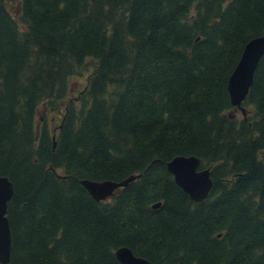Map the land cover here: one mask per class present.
I'll return each mask as SVG.
<instances>
[{"label":"trees","instance_id":"16d2710c","mask_svg":"<svg viewBox=\"0 0 264 264\" xmlns=\"http://www.w3.org/2000/svg\"><path fill=\"white\" fill-rule=\"evenodd\" d=\"M263 33L264 0H0L7 264H121L122 246L150 264H264V55L245 116L227 90ZM61 103L53 144L38 112ZM177 155L210 169L203 200L168 172ZM130 175L108 201L80 183Z\"/></svg>","mask_w":264,"mask_h":264},{"label":"water","instance_id":"95a60500","mask_svg":"<svg viewBox=\"0 0 264 264\" xmlns=\"http://www.w3.org/2000/svg\"><path fill=\"white\" fill-rule=\"evenodd\" d=\"M263 55L264 34L247 41L228 79L227 90L230 103L232 106L238 108L244 116L246 110L242 106V103L252 85L256 67ZM229 117L232 118L233 116L229 114ZM52 139L53 144H55V134H53ZM199 166L200 160L194 155H177L166 163V168L173 176L174 182L196 202L203 200L208 195L212 186L210 169H200ZM136 177V175H130L118 182L81 179L80 183L95 200L102 201L113 196L120 187H125ZM12 195L13 186L11 181L6 176L0 175V262L3 264H7L10 259L11 233L6 212L7 203ZM158 205L156 203L153 206L157 207ZM114 254L121 264H150L147 259L134 255L125 246L116 249Z\"/></svg>","mask_w":264,"mask_h":264},{"label":"rangeland","instance_id":"374dc122","mask_svg":"<svg viewBox=\"0 0 264 264\" xmlns=\"http://www.w3.org/2000/svg\"><path fill=\"white\" fill-rule=\"evenodd\" d=\"M91 62V61H90ZM88 71H86L84 74H82L81 76H73L71 78V83H73V87H74V91L71 93V96H75L77 94V92L83 88L85 81H86V76H87ZM247 109V107H246ZM63 110V103H61V106H58L57 108H55V110L52 109H46V108H40L38 114L43 117L45 116V120L44 122H42V120L38 121V125H42V124H46V126H48L49 130H56V127L59 124L60 121V113ZM241 113L240 111L236 112V117H241ZM59 173H61V170H58ZM104 201H108V199L104 200Z\"/></svg>","mask_w":264,"mask_h":264}]
</instances>
